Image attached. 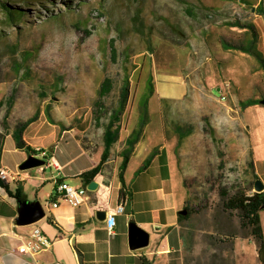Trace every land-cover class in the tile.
Here are the masks:
<instances>
[{"label": "rangeland", "instance_id": "374dc122", "mask_svg": "<svg viewBox=\"0 0 264 264\" xmlns=\"http://www.w3.org/2000/svg\"><path fill=\"white\" fill-rule=\"evenodd\" d=\"M1 2L25 13L15 28L3 24L0 10V32L6 35L0 39V126L23 128L44 106L46 119L49 112L56 113L61 127H85L89 116L92 122L100 118L103 127L127 80L125 112L113 122L122 126L136 116L128 114L130 107L141 109L138 129L146 133L142 143L163 145V154H174L186 175L180 179L193 213L183 223L191 241L180 264H260L256 245L254 251L246 247L253 240L240 227L237 213L222 208V192L230 196L247 190L251 171L234 156L245 152L243 133L235 139L232 128L241 112H227L223 105H229L231 96L250 97L256 78L248 75L249 63L239 51L219 52L215 58L203 33L219 29L220 42L244 45V32L231 28L234 21L246 23L249 8L220 0ZM48 13L62 19L50 20ZM105 76L112 79L113 90L96 104ZM246 120L262 123L258 113H247ZM177 127L190 136L180 140ZM251 140L254 148L262 144L264 149L262 128L252 129ZM257 161L255 169L263 170ZM259 217L264 240L263 211Z\"/></svg>", "mask_w": 264, "mask_h": 264}, {"label": "crops", "instance_id": "0c3cea01", "mask_svg": "<svg viewBox=\"0 0 264 264\" xmlns=\"http://www.w3.org/2000/svg\"><path fill=\"white\" fill-rule=\"evenodd\" d=\"M244 1L245 4L238 1L235 3L236 6L249 8V15L244 20L256 31L253 47L264 61V0ZM233 28L237 27L231 29ZM217 30L219 29L203 32L208 46L213 48L215 58H219V52L230 54L233 50L222 46ZM239 30L244 32V45H248L251 40L250 32L246 29ZM239 52L245 56L241 59L249 63L248 75L256 78L255 90L247 98L236 99L231 96L229 105L223 107L227 112H241L240 122L233 124L232 128L236 131L233 135L235 139L243 133L245 152H235L234 156L247 162V169H251L247 179V193L250 194L254 192L256 180L262 183L261 192H264V169H255V165L258 167V158L264 164V149L262 144L254 148L251 140L252 129L262 128L264 132V106L259 103L264 99V69L256 59ZM213 98L220 101L218 95ZM248 100L257 103L243 107L242 103ZM44 110L43 106L40 111H35L36 116L30 117L34 120L23 128L0 126V172L4 171L9 175L17 172L18 166L29 155L25 147L31 150L39 148L49 153L43 166L26 170L28 172L20 171L19 176L12 174L13 180H4L7 192L0 187V264H180L183 248L191 241L189 234L183 233L186 229L183 223L193 213L190 209L189 217L178 221V212L187 207L188 189L180 179L186 175L178 169L173 153L165 155L162 160L160 151L163 145L154 147L142 143L146 136L143 128L136 143L131 145L133 133L140 125L141 109L134 112L135 109L130 107L128 114L136 116L128 117L122 126L119 122L115 124L110 121L112 126L108 137H104V129L109 123L102 127L100 118L92 122L89 116L88 123L82 128L76 125L61 127L58 115L49 112L51 119L47 120ZM124 112L125 110L120 114L123 115ZM249 112L255 115L258 113L262 123L248 122L246 114ZM114 129L116 139L111 140ZM188 135L180 133L179 139L184 140ZM19 142L24 144V148H18ZM156 147L158 152L151 156V151H155ZM105 148L108 156L99 176L92 180L82 178L83 173L99 164ZM127 152L130 153L122 172V185L119 166L123 154ZM37 158L42 159L41 156ZM91 182L96 187L88 190L87 186ZM60 183L86 188L81 205L72 207L55 195L54 189ZM17 187L21 188L19 198L13 196ZM18 199L27 203H40L43 206V218L32 225H18ZM51 200L56 201L58 206L44 207L45 202ZM118 207H122L123 212L116 215L114 229L109 235L105 227V215L115 212ZM99 212H104L103 219H97ZM33 227L39 228L50 240V247L36 255L19 254L18 248L24 244ZM136 229L144 231L148 241L146 246L134 249L130 247L128 240ZM246 247L254 251L255 243L250 241ZM213 249L215 252L216 248Z\"/></svg>", "mask_w": 264, "mask_h": 264}, {"label": "trees", "instance_id": "16d2710c", "mask_svg": "<svg viewBox=\"0 0 264 264\" xmlns=\"http://www.w3.org/2000/svg\"><path fill=\"white\" fill-rule=\"evenodd\" d=\"M220 1L222 2L238 1L240 3L245 4L244 0H220ZM69 9L70 8H68V10ZM0 10L3 13V22H4L3 24L5 23L10 24L14 26L15 28H18L17 24L20 20V17L24 16L25 11L21 9L20 7L8 5L6 2L0 3ZM185 12L188 16H191L188 10H186ZM47 18H50V20H58L60 18L62 19V16L57 15V14L48 13ZM232 24L234 27H237L239 29L248 30L251 35V40L248 43V45H242V46L235 47L233 45L222 43V46H224L225 49L239 50L243 53L250 55L251 57L256 59L259 66L264 69V61L262 59V56L253 47V44L257 37L254 27L249 23H241L239 21H234V23ZM84 33L86 34V36L89 35L88 31H84ZM5 36L6 35H3L2 32H0V39H5L6 38ZM112 43L113 41L110 40L108 42V46H109V50L111 54L115 56V49L112 47L113 46ZM125 83H127V80L124 79V83L119 89L117 107L114 111L109 113V116H108L109 124L105 126L104 137H108L107 135H109L111 131L112 123H110V121L113 122L116 116H118L124 110L127 97H128V89L126 88ZM112 90H113L112 79H110L107 76L103 77V79L101 80L99 84L98 90H97L96 104H99L101 100L105 99L111 93ZM256 103L257 102L254 100H248V101L243 102L242 106L247 107V106L254 105ZM32 120L33 119H29L28 121H26V124L31 123ZM175 130L177 131L178 137H180V133L182 132L179 129V127L175 128ZM141 132H142V128L139 127V129L133 133L134 139L133 141H131V145L136 143L137 138L140 136ZM113 139L114 137H112L111 140ZM25 148L29 152V155L35 156L37 154L33 150H31L29 147H25ZM106 148L103 150L101 154L99 164L93 169H91L90 171L83 173L82 178L87 179V180L88 179L92 180L99 176L100 171L103 169V164L106 161V158L108 156V152ZM156 152L158 151L157 150L152 151L151 156L156 154ZM129 153L130 152L123 154V158L119 166V170H120L119 178H120L122 185H123L122 172L127 164V155ZM46 154L48 155L49 153L46 152ZM160 154L162 156V160H164L165 154H163V151H160ZM0 187H2L7 192V185L2 179H0ZM13 196L16 198H19L21 196V188L17 187L15 189ZM222 197H223L222 208L226 211H235L237 213L240 227L246 231V235L250 237L256 245L257 260L259 261L260 264H264V241H263V235H262V230H261L260 221H259V212L261 211L264 212V192H260V193L253 192V193L248 194L247 190L238 189L230 196L227 195L225 192L224 193L222 192ZM183 209H186L187 213L185 216L178 215V221L187 219L189 215L191 214L190 213L191 210L188 209L187 207Z\"/></svg>", "mask_w": 264, "mask_h": 264}, {"label": "built area", "instance_id": "2783aa9c", "mask_svg": "<svg viewBox=\"0 0 264 264\" xmlns=\"http://www.w3.org/2000/svg\"><path fill=\"white\" fill-rule=\"evenodd\" d=\"M225 97L221 96L220 101H224ZM35 153H37L35 156H41L42 159H44L47 154L44 150H41L39 148L33 150ZM20 171H17L15 173H11L10 175L6 172H0V179L6 180L7 178H11L13 180V176H19ZM86 188L83 186H72L67 183H60L57 184L54 193L56 196L61 197L64 201H66L70 206L72 207H78L81 205V203L84 200L85 194H86ZM45 206H51L53 208L58 206V203L56 201H48L45 202ZM43 207V206H42ZM123 208L118 207L115 212H109L105 215V227L106 231L109 235L112 234V231L114 229L115 223H116V215L118 213H122ZM51 245V242L48 238H46L39 228L33 227L31 231L29 232L26 241L24 244L18 248L17 252L19 254L23 253H30L32 255H36L42 251L47 250Z\"/></svg>", "mask_w": 264, "mask_h": 264}, {"label": "water", "instance_id": "95a60500", "mask_svg": "<svg viewBox=\"0 0 264 264\" xmlns=\"http://www.w3.org/2000/svg\"><path fill=\"white\" fill-rule=\"evenodd\" d=\"M264 106V99L259 102ZM18 148H24L22 142L18 143ZM45 164L44 159L37 158L33 155H28V157L18 166V171H26L33 168L43 166ZM96 187L94 182L88 184L87 189L92 190ZM263 189V185L259 180H256L254 183L253 190L256 193H260ZM19 200V199H18ZM18 218L17 224L20 226H27L36 223L38 220L43 218L44 211L40 203H27L26 201H18ZM187 213L186 209L180 210L178 212L179 216H185ZM104 212H99L97 219H103ZM147 234L139 229L134 230L129 235V245L131 248H141L147 245Z\"/></svg>", "mask_w": 264, "mask_h": 264}]
</instances>
